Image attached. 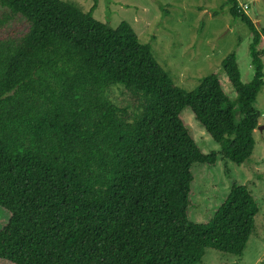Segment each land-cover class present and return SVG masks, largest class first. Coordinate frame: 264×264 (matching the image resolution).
<instances>
[{
    "label": "trees",
    "instance_id": "16d2710c",
    "mask_svg": "<svg viewBox=\"0 0 264 264\" xmlns=\"http://www.w3.org/2000/svg\"><path fill=\"white\" fill-rule=\"evenodd\" d=\"M67 0H0V31L17 17L22 35L0 36V259L12 264H199L208 248L242 255L258 204L235 184L205 222L190 218L197 164H215L182 119L196 120L237 165L251 157L264 87V27L240 8L253 33L254 78L244 83L236 54L191 91L178 86L139 40ZM13 34V33H12ZM123 87L137 105L110 96ZM132 110V111H131Z\"/></svg>",
    "mask_w": 264,
    "mask_h": 264
},
{
    "label": "rangeland",
    "instance_id": "374dc122",
    "mask_svg": "<svg viewBox=\"0 0 264 264\" xmlns=\"http://www.w3.org/2000/svg\"><path fill=\"white\" fill-rule=\"evenodd\" d=\"M89 11L93 0H67ZM96 19L117 27L123 21L132 25L139 40L151 46L159 64L181 88L194 90L205 76L217 73L222 87L235 105V120L240 121L237 94L229 82L223 61L232 53L244 83L254 78L250 54L253 33L240 17L233 16L226 0H97ZM247 4L246 14L260 31L264 27V0H239ZM5 9L0 6V16ZM27 25L22 18L11 21L0 36L22 35ZM13 33V34H12ZM264 37V36H263ZM260 48L264 49V39ZM264 63V55H263ZM110 96L124 107L137 105V96L123 87H114ZM260 125L254 131L256 141L251 157L237 165L224 158L218 144L196 120L192 110L182 111V119L204 153L219 152L215 164L193 167L194 182L190 218L208 221L235 184L248 187L258 204L255 226L240 256L208 248L199 264H264V87L256 100ZM132 111V110H131ZM9 213L0 207V230L7 224ZM0 264H12L0 259Z\"/></svg>",
    "mask_w": 264,
    "mask_h": 264
},
{
    "label": "built area",
    "instance_id": "2783aa9c",
    "mask_svg": "<svg viewBox=\"0 0 264 264\" xmlns=\"http://www.w3.org/2000/svg\"><path fill=\"white\" fill-rule=\"evenodd\" d=\"M240 8L246 13L247 4L239 3Z\"/></svg>",
    "mask_w": 264,
    "mask_h": 264
},
{
    "label": "water",
    "instance_id": "95a60500",
    "mask_svg": "<svg viewBox=\"0 0 264 264\" xmlns=\"http://www.w3.org/2000/svg\"><path fill=\"white\" fill-rule=\"evenodd\" d=\"M260 129H262V125H260V127H259Z\"/></svg>",
    "mask_w": 264,
    "mask_h": 264
},
{
    "label": "crops",
    "instance_id": "0c3cea01",
    "mask_svg": "<svg viewBox=\"0 0 264 264\" xmlns=\"http://www.w3.org/2000/svg\"><path fill=\"white\" fill-rule=\"evenodd\" d=\"M263 39H264V37H263Z\"/></svg>",
    "mask_w": 264,
    "mask_h": 264
}]
</instances>
